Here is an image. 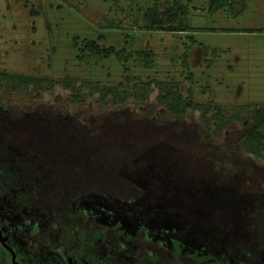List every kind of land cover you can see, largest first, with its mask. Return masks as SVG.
Listing matches in <instances>:
<instances>
[{
  "label": "rangeland",
  "instance_id": "1",
  "mask_svg": "<svg viewBox=\"0 0 264 264\" xmlns=\"http://www.w3.org/2000/svg\"><path fill=\"white\" fill-rule=\"evenodd\" d=\"M176 1L187 6L188 16L182 22L188 27L186 31L169 33L141 28L142 9L157 3L164 11V0H117L115 3L112 0H0V72L41 77L57 83L27 89L15 84L2 85L0 107L23 111L46 109L55 116H70L84 123L105 119L112 113H120L117 116L124 119L168 121L182 124L185 136H203L212 147H226L228 139L238 136L245 128V120L252 115L254 107L264 106V0H232L214 13L208 11V0ZM98 37L102 38L103 47L151 50L152 67L143 69L131 60L123 66L114 58L79 61L72 47L73 40H97ZM124 68L128 71L124 72ZM149 79L160 83V88L170 95L178 89L182 98L189 96L194 103L207 106L209 129L202 124L200 108L187 109L180 117L171 115L160 105L158 96L162 89L154 84L146 90L144 100L136 98L135 81L143 83ZM120 83L123 86L115 102L110 97L102 98L101 88H113ZM172 101L176 100H168L170 107L175 105ZM234 114L240 121L232 117ZM225 120L230 124L222 129ZM262 134L264 137V129ZM232 157L233 170L224 163V166L220 163L197 168L185 162V183L215 182L207 173L202 174L204 170L221 176L235 175L236 169L244 171L237 173V178L264 175V138L256 155L246 154L238 146ZM210 190L206 192L208 198ZM181 194L179 191L178 196ZM154 206L147 198L129 204L89 195L76 200L72 211L130 238L142 227L151 241L202 263L264 264V251L248 258L252 242L246 238L247 230L242 232L244 239L235 240L230 237V227L228 236L223 234L227 229L210 230L208 235L215 238L205 240L200 238L198 230L189 227L192 230L188 231L185 220L174 221ZM223 208L228 214L237 212L234 205L223 204ZM2 211L5 210L0 208V214H4ZM21 221L14 215L1 230L8 231L13 248L21 256L32 253L35 264H56L44 249L43 239L39 238L29 249L26 230L19 228ZM181 228L184 229L181 231Z\"/></svg>",
  "mask_w": 264,
  "mask_h": 264
},
{
  "label": "trees",
  "instance_id": "2",
  "mask_svg": "<svg viewBox=\"0 0 264 264\" xmlns=\"http://www.w3.org/2000/svg\"><path fill=\"white\" fill-rule=\"evenodd\" d=\"M208 2V11L214 13L232 0ZM156 4L142 9V29L169 33L187 30L188 26L184 27L182 22L188 16L187 6L176 0H164L163 11ZM101 39H74L76 58L79 61L114 58L123 66L131 60L143 69L152 67L151 50L103 47ZM8 84L27 89L57 83L41 77L0 72V87ZM135 84L138 85L133 95L140 100L145 99L146 90L152 84L162 89L152 79L143 83L136 80ZM122 86L120 83L113 88H101L102 98L110 97L115 102ZM173 92L170 95L162 89L158 96L160 105L175 117L182 116L187 109L200 108L202 124L209 129L210 109L194 103L189 96L182 98L178 89ZM171 99L176 100L172 101L173 107L168 105ZM119 114L112 113L105 119L85 124L70 116H55L46 109L23 111L0 107V208L5 210L0 214V230L9 225L11 217L19 216L22 220L19 228L26 230L29 249L39 238L43 239L44 249L56 264H206L151 241L142 227L130 238L72 211L76 200L89 195L129 204L147 198L174 221L185 220V228L198 230L200 238H215L208 235V231L215 229H227L223 234L228 236L230 227V237L244 239L242 232L247 230L246 238L252 242L248 258L264 251L263 174L237 178V173L243 170L236 169L232 176L204 170V176L207 173L216 180L211 184H202V180L185 183L184 178L185 164L190 162L197 168L224 163L233 170L232 155L238 146L246 154L256 155L263 146L264 106H255L242 132L234 138L231 136L226 147L219 148L208 145L203 136L183 135L182 124L124 119ZM237 116L232 117L239 120ZM228 124L230 121L225 120L221 128ZM208 189H211L209 198L206 197ZM179 191H182L180 197ZM246 199L248 204L243 203ZM223 204L236 206L237 212L228 214ZM4 236L20 264H26L33 257L30 253L24 261L25 255L21 256L13 248L8 231ZM0 264H11L10 255L1 245Z\"/></svg>",
  "mask_w": 264,
  "mask_h": 264
},
{
  "label": "flooded vegetation",
  "instance_id": "3",
  "mask_svg": "<svg viewBox=\"0 0 264 264\" xmlns=\"http://www.w3.org/2000/svg\"><path fill=\"white\" fill-rule=\"evenodd\" d=\"M0 231H1V230H0ZM135 235H136V234H135ZM135 235H134V236H135ZM1 236H2V239H3L4 243H5V245L8 247V249H7L5 246H3L1 243H0V245H1V247L4 248V249L6 250V252L10 255V262H11V264H20V262H19L18 260L15 259L14 251H13L12 248L9 247V245H8V243H7V237L4 236V232H2V231H1ZM4 239H5V240H4ZM11 252L14 254V261H15V263H13V261H12ZM27 256H28V255H25V256H24V261L27 260ZM28 259H29V258H28ZM27 262H28V263H27ZM27 262H26V264H35V263H33L32 258L29 259V260H27Z\"/></svg>",
  "mask_w": 264,
  "mask_h": 264
},
{
  "label": "water",
  "instance_id": "4",
  "mask_svg": "<svg viewBox=\"0 0 264 264\" xmlns=\"http://www.w3.org/2000/svg\"><path fill=\"white\" fill-rule=\"evenodd\" d=\"M0 243L8 249V247L5 245V243H4L3 239H2L1 231H0ZM11 256H12L13 263H15V261H14V254L12 252H11Z\"/></svg>",
  "mask_w": 264,
  "mask_h": 264
}]
</instances>
